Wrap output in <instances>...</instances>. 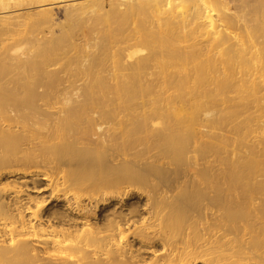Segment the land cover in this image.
Instances as JSON below:
<instances>
[{
  "label": "bare ground",
  "instance_id": "bare-ground-1",
  "mask_svg": "<svg viewBox=\"0 0 264 264\" xmlns=\"http://www.w3.org/2000/svg\"><path fill=\"white\" fill-rule=\"evenodd\" d=\"M232 25L225 0H0V264H264L262 148L214 160L217 102H264Z\"/></svg>",
  "mask_w": 264,
  "mask_h": 264
},
{
  "label": "rangeland",
  "instance_id": "rangeland-1",
  "mask_svg": "<svg viewBox=\"0 0 264 264\" xmlns=\"http://www.w3.org/2000/svg\"><path fill=\"white\" fill-rule=\"evenodd\" d=\"M232 14L234 31L247 41L257 44L263 53L264 63V0H225ZM22 13V36L26 38L50 39L54 32L46 24L38 22L37 9H25ZM58 21L63 13L58 14ZM264 95V91L262 92ZM232 103L224 109L218 101L216 110L221 116L215 130L216 147L214 160L222 166L227 162L225 138H229L228 149L234 153L233 161L238 164L250 162L252 149L262 148L264 153V102L257 103L249 91L238 89L231 92Z\"/></svg>",
  "mask_w": 264,
  "mask_h": 264
}]
</instances>
